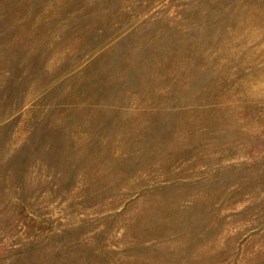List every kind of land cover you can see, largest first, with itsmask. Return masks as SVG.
Masks as SVG:
<instances>
[{
	"label": "rangeland",
	"instance_id": "obj_1",
	"mask_svg": "<svg viewBox=\"0 0 264 264\" xmlns=\"http://www.w3.org/2000/svg\"><path fill=\"white\" fill-rule=\"evenodd\" d=\"M0 264H264V0H0Z\"/></svg>",
	"mask_w": 264,
	"mask_h": 264
}]
</instances>
